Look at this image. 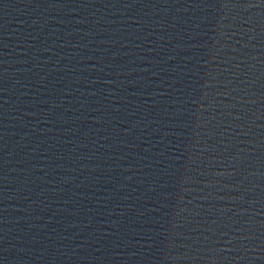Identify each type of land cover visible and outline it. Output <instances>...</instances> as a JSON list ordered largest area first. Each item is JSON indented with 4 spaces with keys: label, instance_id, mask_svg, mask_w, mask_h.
I'll return each instance as SVG.
<instances>
[{
    "label": "water",
    "instance_id": "1",
    "mask_svg": "<svg viewBox=\"0 0 264 264\" xmlns=\"http://www.w3.org/2000/svg\"><path fill=\"white\" fill-rule=\"evenodd\" d=\"M0 264H264V0H0Z\"/></svg>",
    "mask_w": 264,
    "mask_h": 264
}]
</instances>
